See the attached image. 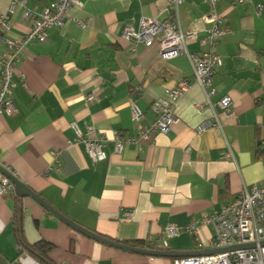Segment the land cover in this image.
I'll list each match as a JSON object with an SVG mask.
<instances>
[{
  "label": "crops",
  "instance_id": "1",
  "mask_svg": "<svg viewBox=\"0 0 264 264\" xmlns=\"http://www.w3.org/2000/svg\"><path fill=\"white\" fill-rule=\"evenodd\" d=\"M26 1L28 9L41 10L55 0ZM81 1L83 7L72 8L61 28L48 32L47 42L28 46L21 57L12 78L16 112L0 115V165L75 223L132 247L142 243L143 249L167 225L189 226L263 184L264 0L218 4L229 33L213 49L222 64L215 70L211 95L194 82L187 55L164 61L157 46H134L122 37L127 26L138 30L143 18L173 17L169 0ZM9 4L0 0V9L8 11ZM206 13L203 0H184L179 8L182 30L199 33L188 43L189 54L211 49L200 42L211 27ZM10 24L5 39H20L32 27L22 6ZM6 51L2 40L0 61ZM181 81L190 86L174 109L179 123L168 133L142 139V129L156 119L153 103ZM95 87L101 88L99 99L89 103L87 95ZM226 96L233 102L229 119L218 106ZM134 105L143 115L138 122L133 121ZM207 122L212 125L199 131ZM73 123L106 136V160L94 163L84 145L74 142ZM112 131L137 143L116 154ZM17 210L24 243H51L52 264H175L184 259L102 244L16 189L0 200V264H44L22 251ZM212 237V227L201 225L197 239L182 233L168 240L167 251H212Z\"/></svg>",
  "mask_w": 264,
  "mask_h": 264
},
{
  "label": "built area",
  "instance_id": "2",
  "mask_svg": "<svg viewBox=\"0 0 264 264\" xmlns=\"http://www.w3.org/2000/svg\"><path fill=\"white\" fill-rule=\"evenodd\" d=\"M221 1L203 0L207 6L205 20L211 27L200 42L202 45H210L211 49L208 51L199 54L188 53V43L197 40L199 33L197 31H183L181 28L179 8L184 0H169V5L174 10V16L170 19L160 21L143 18L138 30L127 26L122 37L134 46H157L160 58L164 61L177 58L180 55H187L193 66L194 82L208 91V95L214 94L215 90L211 87L215 70L221 66L222 58L213 49L216 48L221 37L229 33V29L223 26L225 20L218 13L217 7ZM26 2V0H10L8 11L4 12L0 9V41L3 40L7 44V51L0 61V115H13L16 112L12 99V78L26 48L47 42L48 32L55 28H61L72 8L83 7L81 0H55L41 10H32L26 7ZM242 2L240 1V3ZM17 6L23 7L24 18L32 21V27L20 39H5L4 34L10 32L11 15L14 14ZM262 9L263 5H259L258 11ZM77 23L82 27L86 26L84 21ZM189 86L188 81H181L175 88L166 90L164 95L153 103L152 111L156 119L149 127L142 129L140 132L142 139H152L156 133H168L179 123L174 109ZM137 91L140 92L141 88H137ZM100 92L101 88L95 87L87 95L88 102L98 101ZM218 106L225 118L234 117L233 102L230 97H224ZM142 116L141 111L134 105L133 121L138 122ZM217 124L220 126L219 120H217ZM211 125V122H207L199 127V131L202 132ZM71 127L76 133L74 142L84 145L94 163L107 159L105 152L106 136L100 134L94 127H88L86 131H82L77 123H73ZM112 140L116 154H122L128 146L137 143L135 137L124 136L118 131H112ZM6 170L11 172L9 168ZM15 192L14 183L0 172V200ZM128 215L130 216V214ZM201 225H210L213 229L211 240L213 250L250 244H253L254 247L192 256L177 260L175 264H264V183L255 184L250 192L244 191L236 201L223 206L219 212L213 211L189 226L167 225L157 239L147 240L148 249L167 251L169 248L168 240L182 233H189L197 239ZM22 251L25 252L23 248Z\"/></svg>",
  "mask_w": 264,
  "mask_h": 264
},
{
  "label": "water",
  "instance_id": "3",
  "mask_svg": "<svg viewBox=\"0 0 264 264\" xmlns=\"http://www.w3.org/2000/svg\"><path fill=\"white\" fill-rule=\"evenodd\" d=\"M0 172H2L6 177H8L12 183L16 186L17 193L21 197H30L40 203L49 213L60 219L62 222L66 223L73 229L77 230L81 234L98 241L102 244L108 245L110 247H114L120 250L146 255V256H152V257H165V258H188L192 256H198V255H208V254H215V253H221V252H227V251H233L236 249L241 248H251L254 247L253 244L250 245H240V246H233L226 249H220V250H212L207 252H201V253H176V252H170V251H156V250H148V249H141L137 247H132L127 244H123L121 242H117L108 238H105L101 235H98L81 225L75 223L74 221L70 220L66 216L62 215L59 211H57L55 208L50 206L48 203H46L43 199H41L36 193L31 191L26 185H24L20 180H18L12 173L8 172L5 168H3L0 165ZM264 244V243H263Z\"/></svg>",
  "mask_w": 264,
  "mask_h": 264
},
{
  "label": "trees",
  "instance_id": "4",
  "mask_svg": "<svg viewBox=\"0 0 264 264\" xmlns=\"http://www.w3.org/2000/svg\"><path fill=\"white\" fill-rule=\"evenodd\" d=\"M19 211L17 210L16 212V216H15V224H16V231L18 232V241H19V244L20 246L28 251L30 254H32L33 256H35L38 260H40L41 262H43L44 264H52V262L49 260V257H48V253L54 249V246L49 243V242H46V241H41L37 244H34V245H31V246H28L26 245V243H24V240L22 238V235H21V232H20V229L18 228V225H19ZM104 237V236H103ZM107 238V237H105ZM123 244H126V243H123ZM128 245V244H127ZM133 246H136L138 248H141L143 249L144 248V245L142 243H132Z\"/></svg>",
  "mask_w": 264,
  "mask_h": 264
}]
</instances>
